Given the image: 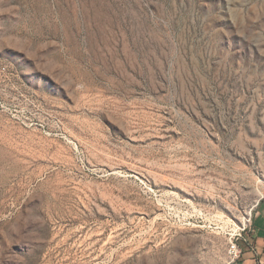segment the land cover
Segmentation results:
<instances>
[{"label": "rangeland", "instance_id": "rangeland-1", "mask_svg": "<svg viewBox=\"0 0 264 264\" xmlns=\"http://www.w3.org/2000/svg\"><path fill=\"white\" fill-rule=\"evenodd\" d=\"M263 186L264 0H0V264H231Z\"/></svg>", "mask_w": 264, "mask_h": 264}, {"label": "crops", "instance_id": "crops-1", "mask_svg": "<svg viewBox=\"0 0 264 264\" xmlns=\"http://www.w3.org/2000/svg\"><path fill=\"white\" fill-rule=\"evenodd\" d=\"M251 232L254 244L248 252H244L240 247L241 264H264V200H261L257 206ZM238 261L236 263H239Z\"/></svg>", "mask_w": 264, "mask_h": 264}, {"label": "built area", "instance_id": "built-area-1", "mask_svg": "<svg viewBox=\"0 0 264 264\" xmlns=\"http://www.w3.org/2000/svg\"><path fill=\"white\" fill-rule=\"evenodd\" d=\"M261 200H264V186H263V194L261 196ZM242 237V233L239 235H231L230 244H229V258L231 259V264H235L241 257L242 251L238 241Z\"/></svg>", "mask_w": 264, "mask_h": 264}]
</instances>
